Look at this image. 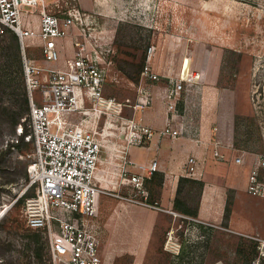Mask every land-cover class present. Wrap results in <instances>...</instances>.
Wrapping results in <instances>:
<instances>
[{"label": "rangeland", "instance_id": "1", "mask_svg": "<svg viewBox=\"0 0 264 264\" xmlns=\"http://www.w3.org/2000/svg\"><path fill=\"white\" fill-rule=\"evenodd\" d=\"M45 2L49 11L58 14L79 13H75L69 33L56 38L60 50L57 61L41 57L39 37L26 38L29 55L38 62L42 59L39 64L63 65L64 58L77 49L74 41L80 40L87 51L98 54L105 77L103 95L133 104L142 87L149 90L152 84L140 74L150 45L154 46L155 62L167 61L171 67L172 63L179 67L192 52V68L200 75L198 85H192V122L202 117L220 143H229L231 155L244 156L239 163V176L241 172L245 180L240 201L245 225L241 231L232 230L229 225L231 191L223 219L204 224L182 216L169 237L157 221L163 220L158 209L114 196L112 184L101 186L97 212L101 264H206L217 258L226 264H264V0ZM38 15L39 6L27 14L31 26H37ZM10 34L13 32L0 24V207L8 206L28 182V165L35 158L31 144L23 143L16 135V126L29 111V100L23 75L11 53ZM162 80L165 81H158ZM158 83L162 87L155 89V99L165 98L164 83ZM202 85L207 89L202 90ZM35 98L42 100L39 92ZM127 104H122L121 111L117 104L101 105L99 110L81 117L88 119L90 125L97 122L102 143L100 159L109 144L116 146L117 141H126L121 132L123 120L133 112ZM180 104L177 103L178 110L182 109ZM23 125L27 127L26 121ZM111 129L117 132H109ZM108 164L112 168L113 161ZM254 166L262 187L260 194L247 190L249 172ZM159 180L160 177L151 178L148 186L143 181L142 187H149L151 192L125 184L121 191L134 199L152 202ZM35 186L33 183L24 195H32ZM200 188L201 182L180 178L177 207L192 210ZM22 206L23 201L17 198L0 217V264H67L54 260L44 231L27 227ZM144 221H152L154 228L148 229Z\"/></svg>", "mask_w": 264, "mask_h": 264}, {"label": "built area", "instance_id": "2", "mask_svg": "<svg viewBox=\"0 0 264 264\" xmlns=\"http://www.w3.org/2000/svg\"><path fill=\"white\" fill-rule=\"evenodd\" d=\"M37 6L38 23L33 27L27 14H31ZM75 13L79 11L62 14L49 11L45 0H0V24L17 36L23 81L29 100V111L16 126V135L23 139V143L31 144L35 155L28 165V182L8 206L4 204L0 207V217L18 196L25 194L36 183L35 192L25 197L22 206L27 227L46 233L54 260H64L67 264H101L100 234L94 217L98 212V195L102 191L96 177L102 143L97 122L90 125L88 119L81 117L94 113L101 105L109 107L117 104V110L121 111L122 104L127 102H118L114 97L103 95L105 77L97 59L98 54L87 51L82 41H74L77 49L64 58L63 65L52 67L37 63L36 58L29 55L26 41L28 37H39L41 57L49 62L57 61L60 50L56 38L69 33L77 17ZM153 53L154 46L150 45L140 74L150 81L166 80L165 98L170 115L165 125L157 128L135 118L136 112L143 111L152 99L151 92L143 86L136 101L127 104L132 106L133 112L132 116L125 117L122 126L125 128V140L135 144L165 134L182 135L193 126L191 119L176 122L177 103L183 94L192 91L194 83L198 85L199 72L190 64L184 67L183 62L180 67L166 73L155 71ZM36 92L41 94V102L36 101ZM214 154L221 156L216 149ZM243 160L242 154L234 156L237 163ZM125 162L137 165L144 173L127 174L124 166H121L116 173L120 176V182L147 192L142 187L143 177L154 173L158 167L157 159L147 164L135 163L130 159ZM195 162V155L188 156L185 173H194ZM247 190L252 194L261 193L256 166L250 169ZM111 193L121 199L162 208L155 200H138L122 194L119 185L113 186Z\"/></svg>", "mask_w": 264, "mask_h": 264}, {"label": "crops", "instance_id": "3", "mask_svg": "<svg viewBox=\"0 0 264 264\" xmlns=\"http://www.w3.org/2000/svg\"><path fill=\"white\" fill-rule=\"evenodd\" d=\"M155 58L156 56L153 57V67L161 68L162 70L160 72L162 73L178 67L173 63L172 67L169 66L170 62L167 61H165L164 64L156 63ZM189 58L191 59L190 66L192 67V52ZM39 60L42 61V59ZM36 62L39 63L37 59ZM188 63L189 59L187 58L186 65ZM158 82L164 83L163 88L166 91V80L151 81V87L148 86L152 96L151 102L141 111V115L137 114V112L135 114L136 119L155 128L164 126L166 119L170 115L166 98L155 99V89H161L162 87ZM203 87L207 89V86L202 85V90H205ZM189 94L190 95L183 94V97L178 101L181 103L182 109L178 110L177 108L178 115L176 122L179 120L185 122L190 119L192 121V91L189 92ZM193 129H195L194 132H192ZM124 130H121V132L123 133ZM109 132L116 133L117 131L111 129ZM116 143H119V145L117 144L115 146L114 144H109L105 149L106 154L101 159V156H99L100 163L97 165L96 177L100 186L112 184L111 186L116 187L119 185L121 191L126 187V184L124 185V183L120 182V179L118 180L116 176L121 166H124L128 172L127 174L144 173L143 169L133 163L125 162V160L130 159L135 163L147 164L152 159H157V169L152 175L144 176L143 181H146L144 185L148 186L147 183L151 182V178L160 177L155 201L162 207L161 209H156L162 214L163 220L159 219L157 221L160 223V226H163V228L167 230L169 237L180 224L182 216L204 224H212L213 221H220L223 219L226 205H228V191H231V199L233 201L230 216L228 217L229 225L232 226V230L241 231L244 229L245 219L242 216L243 208L240 201L244 194L243 189L245 180L241 172V177L239 176V171L242 169L239 163L234 161L235 155L233 156L230 154L231 152H229V149L231 147L229 143L227 141L220 143V140L213 136L212 129L207 126V122H203L202 117H199L198 121H194L192 128L182 135L171 136L170 134H165L160 137L155 136L151 140L145 139L142 144H135L127 141H117ZM215 149L221 154L220 157L214 154ZM190 155L196 156L193 174L185 173L184 171V165ZM108 161H113L112 168L108 164ZM106 169L111 172L107 174ZM112 173H114V177H112ZM180 178H191L201 182V188L199 189L197 199L192 203V210H182L177 207V186ZM127 186L131 185L129 184ZM131 187L134 188L133 186ZM147 190L151 192L149 187ZM152 190L154 191L155 189ZM126 206L129 208V204ZM130 213L133 216L132 211H130ZM239 215L240 219L238 218ZM94 219L99 228L101 224L97 215ZM235 222H237V225H235ZM143 224L147 226L148 229L154 228V223L152 221H144ZM138 253L139 250L136 251V255L139 256L140 254ZM206 264H224V261L221 258H217L210 260V262Z\"/></svg>", "mask_w": 264, "mask_h": 264}, {"label": "trees", "instance_id": "4", "mask_svg": "<svg viewBox=\"0 0 264 264\" xmlns=\"http://www.w3.org/2000/svg\"><path fill=\"white\" fill-rule=\"evenodd\" d=\"M9 36H10V38L12 40V43H11L12 51H11V53H12L13 57L17 60V63H18V66H19V71L22 73V67H21V61H20V53H19V43H18L17 36H16V34L14 32H13V34H10ZM22 75H23V73H22ZM25 197H26V195L22 194V195L18 196V200L20 198L21 201L24 202ZM37 254H38V256L41 255L40 252H38ZM224 264H226L225 261H224ZM246 264H250V263L246 262Z\"/></svg>", "mask_w": 264, "mask_h": 264}, {"label": "bare ground", "instance_id": "5", "mask_svg": "<svg viewBox=\"0 0 264 264\" xmlns=\"http://www.w3.org/2000/svg\"><path fill=\"white\" fill-rule=\"evenodd\" d=\"M186 59H187V57H184L183 59H182V62L184 63V67H187L188 65H189V63L186 65ZM189 59V58H188ZM179 67H180V65H179ZM179 70H181V69H179Z\"/></svg>", "mask_w": 264, "mask_h": 264}]
</instances>
